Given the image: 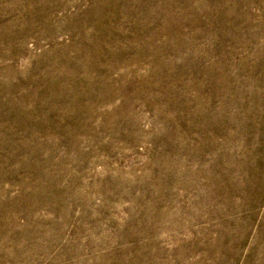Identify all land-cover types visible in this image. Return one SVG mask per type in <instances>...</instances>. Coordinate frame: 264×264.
Segmentation results:
<instances>
[{
    "label": "rangeland",
    "instance_id": "obj_1",
    "mask_svg": "<svg viewBox=\"0 0 264 264\" xmlns=\"http://www.w3.org/2000/svg\"><path fill=\"white\" fill-rule=\"evenodd\" d=\"M0 264H264V0H0Z\"/></svg>",
    "mask_w": 264,
    "mask_h": 264
}]
</instances>
